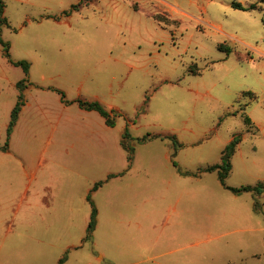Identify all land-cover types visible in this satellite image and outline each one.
I'll return each mask as SVG.
<instances>
[{"label": "rangeland", "instance_id": "obj_1", "mask_svg": "<svg viewBox=\"0 0 264 264\" xmlns=\"http://www.w3.org/2000/svg\"><path fill=\"white\" fill-rule=\"evenodd\" d=\"M2 1L0 264H264V0Z\"/></svg>", "mask_w": 264, "mask_h": 264}, {"label": "trees", "instance_id": "obj_2", "mask_svg": "<svg viewBox=\"0 0 264 264\" xmlns=\"http://www.w3.org/2000/svg\"><path fill=\"white\" fill-rule=\"evenodd\" d=\"M234 7L240 10H244V7L240 4H234ZM79 10V4L76 6H73V9L71 11L66 12L67 16H71L72 13L74 11H78ZM3 25H8L7 19L4 17V4L3 1L0 0V45L4 48L5 53L7 58L9 59V61L14 64L17 67H20L24 70V72L28 75L31 69V64L27 61H19V62H14L11 59V55H10V45L9 43L5 42L4 39L2 38V34H1V28ZM223 48V47H221ZM192 69V70H191ZM190 71L193 74H198V71H194L193 67H191ZM28 88L27 85H25V81H22L18 84V89L21 91V94L19 96V101L16 105V107L14 108L12 114H11V121L8 127V136L9 138L11 137L14 128L16 127L19 118H20V114L23 110V107L25 106L26 100H25V90ZM251 95V94H250ZM79 105L82 109L86 110V111H95L98 112L104 119L106 122V125L109 127H114L115 126V121L112 118L111 114L98 102H93V103H88V102H79ZM245 122L250 126V119L249 118H245ZM155 137H151L150 135L148 137H145L143 139H140V142H147L152 140ZM171 140L174 141L175 145H178L180 147V144L177 140V138L175 136H170L168 137ZM129 139V133H125L123 140H122V147L133 154L134 149L130 148L129 144L127 143V140ZM241 142V137H236L234 138L233 141H231V143L226 147L225 151L223 152V156H222V163L216 166H212L209 167L208 169H206L207 172L213 173V172H218L219 174V179L222 183H225L226 179L229 177L231 171H232V158L234 157L235 153H236V149L239 145V143ZM177 167V165H175ZM188 174V173H187ZM101 184L96 185L95 189H97L98 187H100ZM263 186L259 185L258 187L252 188V187H245L242 188L240 190L237 189H232L233 192L235 193H242V192H251V191H259L262 192L263 190ZM97 214V210L94 209V215L93 218H95ZM94 225H95V219H93L91 225H90V230L92 231L94 229ZM64 262V260H61L60 264H62Z\"/></svg>", "mask_w": 264, "mask_h": 264}, {"label": "crops", "instance_id": "obj_3", "mask_svg": "<svg viewBox=\"0 0 264 264\" xmlns=\"http://www.w3.org/2000/svg\"><path fill=\"white\" fill-rule=\"evenodd\" d=\"M21 115V114H20Z\"/></svg>", "mask_w": 264, "mask_h": 264}, {"label": "flooded vegetation", "instance_id": "obj_4", "mask_svg": "<svg viewBox=\"0 0 264 264\" xmlns=\"http://www.w3.org/2000/svg\"><path fill=\"white\" fill-rule=\"evenodd\" d=\"M79 11V10H78Z\"/></svg>", "mask_w": 264, "mask_h": 264}]
</instances>
